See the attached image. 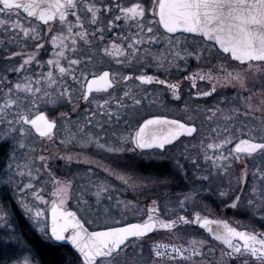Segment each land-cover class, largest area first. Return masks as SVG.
<instances>
[{
    "label": "snow or ice",
    "instance_id": "1",
    "mask_svg": "<svg viewBox=\"0 0 264 264\" xmlns=\"http://www.w3.org/2000/svg\"><path fill=\"white\" fill-rule=\"evenodd\" d=\"M0 156V264H264V0H0Z\"/></svg>",
    "mask_w": 264,
    "mask_h": 264
},
{
    "label": "trees",
    "instance_id": "2",
    "mask_svg": "<svg viewBox=\"0 0 264 264\" xmlns=\"http://www.w3.org/2000/svg\"><path fill=\"white\" fill-rule=\"evenodd\" d=\"M18 224L25 236L33 245L35 251L39 254V257L45 264H57L60 259L63 249L59 244L52 243L45 239H42L33 229L29 226L28 222L19 217L17 213Z\"/></svg>",
    "mask_w": 264,
    "mask_h": 264
},
{
    "label": "rangeland",
    "instance_id": "3",
    "mask_svg": "<svg viewBox=\"0 0 264 264\" xmlns=\"http://www.w3.org/2000/svg\"><path fill=\"white\" fill-rule=\"evenodd\" d=\"M4 163V161H3V157L2 156H0V164H3ZM17 220H18V218H17ZM29 224V223H28ZM18 226H19V224H18ZM29 226L31 227V225L29 224ZM19 228H20V226H19ZM21 229V228H20ZM31 229H33L32 227H31Z\"/></svg>",
    "mask_w": 264,
    "mask_h": 264
},
{
    "label": "flooded vegetation",
    "instance_id": "4",
    "mask_svg": "<svg viewBox=\"0 0 264 264\" xmlns=\"http://www.w3.org/2000/svg\"><path fill=\"white\" fill-rule=\"evenodd\" d=\"M154 111H158V110H154ZM228 215H231V213H228Z\"/></svg>",
    "mask_w": 264,
    "mask_h": 264
}]
</instances>
